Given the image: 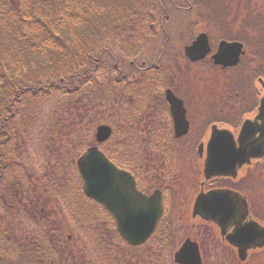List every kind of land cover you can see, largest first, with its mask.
<instances>
[{
    "label": "rangeland",
    "instance_id": "rangeland-1",
    "mask_svg": "<svg viewBox=\"0 0 264 264\" xmlns=\"http://www.w3.org/2000/svg\"><path fill=\"white\" fill-rule=\"evenodd\" d=\"M150 3L151 1H149V4ZM163 3L166 12L159 10L155 18V33L157 31L156 37L151 38L152 40L149 42L150 44L148 43L147 54L140 55L141 57L138 62L149 61L151 64L147 65L148 67L145 68H149L153 64V67H160L161 71L167 75L164 79L163 76H161V80L154 84L155 87L159 86L158 89H161V92L164 90V83L171 82V78H173L175 80L174 86H179V90H184L182 93L188 94V101L190 104L193 107L198 108L196 111H203L205 106L210 102H219L217 98H213L211 96L213 92L216 91V95H219L218 90L221 88V83L216 90H211L213 91L211 94L204 93L201 89L196 88L201 85L202 79L208 75L209 69L207 67H203L199 72L196 71L195 74H189L184 68L186 65V61L184 62L183 57L184 47L189 45L201 32H206L210 36V41L212 42L213 47H216L220 42V39L227 37L228 35L232 38L235 36L241 38L248 33L249 37L259 38L258 34H262V32L257 31V33H253L252 30L248 29L247 25L251 24L252 19L257 18L256 20L258 21L253 25H257L261 29H264V24H262L258 19L261 14L264 16V0H233V5H231L233 9H230L229 17L230 25H218L219 19L213 14L209 17V15L205 13L207 17L204 19L201 18L203 10L200 11L197 8L198 5L193 0L192 3L189 2L190 5H185L184 0H164ZM248 3L252 4V10H247L245 7ZM191 5H193L196 9L191 12H187L186 7ZM183 7L185 8V11L182 9ZM139 10L141 11L142 7H139ZM253 10L256 13L255 16L249 14ZM144 11L147 12L146 10ZM117 17L119 23L123 25H117L115 27V33L122 36L124 34V25H130L131 21L125 18L124 14H118ZM234 18L237 19V22L233 24L232 20ZM139 19L145 20L143 18ZM244 22L246 25H243ZM138 23L146 22L139 21ZM229 27L230 29L228 30ZM166 38L167 40L170 38V40H168L169 43H167V53L161 61L156 62L155 58L157 56H154L158 54L159 48L164 44L163 42ZM137 44L140 45L141 42ZM130 59L132 61V58ZM134 62L137 63V60ZM139 67H141V65L136 66L133 70H128L126 66L122 68L125 75L130 73L127 83L130 81H140L141 78L143 80V78L146 77V71L137 70ZM87 75L86 79L88 80L90 79L91 74ZM216 75L217 74H214L212 77L220 82L221 78ZM237 75L239 76L237 82L240 84L242 71L238 72ZM106 76L107 71L105 70L102 72V69H99V71L96 72V75H93L94 78L92 82H95L91 84L92 82L90 80L89 83L85 85L88 88L90 87L88 92L85 93L86 97L92 98L98 84L104 82ZM148 76L153 78L154 73L151 72ZM119 77L123 78L124 75ZM186 79L189 81V85L193 86L191 89L190 86L187 87L190 93L181 88L182 86H185ZM40 80L41 79H37L36 82ZM63 80L64 79H62V81L60 80V84H58L59 82L57 83L58 90H53V93L50 96L42 95L39 99L26 97L25 99L27 100H25L22 105L13 106L16 111L15 115L9 124L7 121L4 123L5 133L7 135L8 132L11 133L12 140L3 150L8 154V160L3 156V153L2 158H4L6 163L9 161H11V163H17L15 165L11 164V166H13L16 170L14 176L16 183L23 181L27 184L33 180L32 185L36 187V195L27 191L25 193L23 188L17 190L14 185H11V188L10 185H2L0 187V241L6 253L5 260L7 262L19 264V247L21 243L19 240H23L25 232L31 228V226H29L30 221L26 220L23 216L26 212H23V215L19 212L21 208L18 209L13 207L12 211L14 213L17 212V215L11 216V210L9 207L13 203V199L10 198V195L8 196V194L12 189V192L16 191L20 194V199L23 201L22 204L24 203L25 205H29L30 210L34 209L40 212L48 210V213H43L44 217H46L45 220L42 221V229L48 230L47 233L55 242H57L56 255L63 256L64 259L62 260L67 258L68 263L62 262V264H115L117 261H114V259L120 254L122 259L123 257L126 258L125 264H129L128 261H131L132 264H170L169 259H167L166 262L164 259V263H161L160 255L154 257L155 251L160 250L158 241H153L151 245L143 247L139 250H131L123 245L121 247V253L118 252L120 249L115 250L112 248L108 256L110 263H106L105 259L103 263V260L96 254L100 253V250L98 249L102 247L99 245L98 241H95L98 240L96 239V236H91L88 230L93 231V226L90 227V225L93 223H100L101 220L105 219L109 226H112L114 221L109 218L108 214L103 209L100 207L96 208V205L88 202L82 193L79 194L81 183L79 182L76 166H73V159H75L74 163H76L79 156L88 147L94 144L96 128L99 125H111L115 128V125H118L119 121L124 118L126 113H128L133 116V121L142 129V126L137 122L138 119L133 113L136 112V114L141 117V109L137 110V108L141 107L143 97H139L140 93L135 92L130 88V90H127L128 94H126V96L128 95V99L127 101H124L122 105H116L113 109H99L97 111V115L95 110H92L90 113H85L86 119L83 121L84 124L82 128L78 118L81 103L77 102L75 104V102L77 99H84L83 94L80 93L79 95L72 96L73 99L69 95H66V89L72 88L74 90L77 85L72 84V82L65 83ZM85 86H83V89L86 88ZM259 86L260 85L258 84V87ZM139 91H141V89H139ZM99 93L104 97L107 96L106 91L98 92V94ZM67 99L69 100V103L65 104L64 102H66ZM85 101L88 103L89 107H91L87 98ZM204 102L206 103L204 104ZM149 106L152 105H149L147 102L144 104L143 113H147ZM203 106L204 108L202 109ZM63 109L64 113L62 111ZM153 114L155 115V113ZM204 116L205 113H203L202 118ZM152 121L157 122L158 119L151 120V122ZM76 123L77 125H75ZM165 123L167 122L165 121ZM132 129L133 127H131V130ZM3 137L6 138L5 135H3ZM121 138L122 135L118 134L117 129L114 138L109 143L103 145L102 149L112 153V156L116 161H121H117L121 167L129 170L133 169L138 175H140L139 172L144 173L142 169H146L148 174L154 172L151 169L152 167L147 164L149 159L140 160L135 156L134 158L136 159L131 157L130 161L125 159L123 161L121 160V154L125 150V147H122ZM118 141L121 144L117 145ZM145 145L146 148H144V152L143 150H139L137 151V154H142L147 151H149L148 154H151L152 156L158 154L154 148H151L152 142H147ZM195 156L196 155L193 157L181 156L180 158L178 156L179 159L176 161V169L174 165L171 164H169L167 168L164 167V163H162V166L160 165V167L164 169H169L171 174L174 169L175 174H177V177L180 179V182L173 186L172 198L168 197L167 200L166 196L167 201L165 205L167 209L166 211H171L169 215L165 216V220L166 224L169 223L171 226V233L174 235L176 241V249H178L187 238H191L193 240L196 239L201 243L200 238H193L191 235V228L198 226L199 222L197 223V220L193 221L191 219L190 209L192 207V202L188 199V197L190 198L191 196L190 192L197 188V184H195L196 179H194L192 172H197L198 170L201 171L202 168L201 163L203 159L201 160L199 157L196 158ZM155 160L157 159L155 158ZM162 162H165V157H162ZM11 166L4 167L8 170ZM192 167L195 169H192ZM20 171L29 172L32 177L29 175H21ZM245 173V170H242L241 175ZM10 183L11 180L6 182V184ZM48 185L54 192V200L51 204L49 201L48 203H44L43 196H41L45 195L44 188ZM145 185V180L142 179V186L144 188ZM176 188L177 190L174 193V189ZM59 192L66 194L65 202L60 201L58 203L59 199H57L55 195ZM243 192L247 196L252 197L253 201H260L264 193V186L253 182L248 185L247 190L243 189ZM51 194L52 192L49 193L48 199L52 197ZM34 195L36 197L40 196L43 205H37L35 203ZM21 219L26 222L23 228H19L18 232L20 233H17L16 221ZM74 219H79L80 223L77 225ZM103 222H101V227ZM206 228L210 229L213 236H216L214 233L218 235L214 227L206 226ZM31 229L33 232L39 231L36 227H32ZM216 237L218 246L215 247H221L222 243H220V237ZM117 240H115L113 245L118 248ZM50 246L53 247V244L50 243ZM224 247L227 246L225 245ZM229 250L230 249L228 248V250L222 254L220 260L217 258L219 257L217 255L212 257V254L210 253L211 250H206L205 248V253H202L203 264H240L232 252H228ZM174 252L175 251H173L170 258L172 261L171 264L174 263ZM131 254L133 258L129 256ZM122 259L120 260L121 264L123 262Z\"/></svg>",
    "mask_w": 264,
    "mask_h": 264
},
{
    "label": "trees",
    "instance_id": "trees-1",
    "mask_svg": "<svg viewBox=\"0 0 264 264\" xmlns=\"http://www.w3.org/2000/svg\"><path fill=\"white\" fill-rule=\"evenodd\" d=\"M149 1H151L150 4ZM162 1L160 3L159 0H0V187L10 185L11 188V185L15 186L16 184L13 166L11 170H6L4 166L17 163H11V161L6 163L2 158L3 153V156L8 160V154L3 150L12 140V135L9 132L8 135L5 133L4 123L7 121L9 124L15 115L16 111L13 106L22 105L27 100L26 97L39 99L42 95L50 96L53 90H58L57 86L60 84V80L64 79L63 82L65 83L72 82V84L77 85L74 90L70 87V91L65 90L66 95L73 99L72 96L83 94L84 99H77L75 102V104L77 102L81 103L78 118L83 128V121L86 119L85 113L104 109V106L107 105L105 97L100 93L98 99L92 95V98L86 97L85 93L88 92L90 87L88 88L85 85L89 83L90 79L80 85V81L87 77V71L94 66L92 64L93 59L102 57V60H109L113 64H117L121 61L120 57L127 58L141 52L147 44L149 35H154L150 25L155 22L156 10L159 11L163 8ZM193 1L198 5L197 8L200 11L203 10L201 18L207 17L205 13L209 17L213 14L219 19L218 25H230L229 17L230 9H233L231 7L233 0ZM139 7H142L141 11ZM247 10H252L250 4L247 5ZM118 14H124L125 18L131 21L130 25H124L122 36L115 33V27L123 25L117 19ZM249 14L255 16L256 13L253 10ZM256 19H252L251 24L248 25H253L258 21ZM258 19L264 24L263 14ZM139 21L146 23H138ZM236 22L237 19L234 18L232 23ZM243 25H246L245 22ZM255 28L257 29L258 26ZM261 30H263L264 37V29ZM139 42H141L140 45L137 44ZM161 76L164 78L165 74L158 73L155 78L145 81L140 93L147 96L152 94L154 84L161 79ZM37 79L41 80L36 82ZM116 80L114 71H111L105 82L101 84L104 88L116 91V88L122 84ZM83 86L86 88L83 89ZM116 95L120 96L116 102L117 104L125 100L121 93ZM86 98L91 101L93 109L85 101ZM64 103H69V100L67 99ZM108 107L113 108L114 105ZM62 111L64 113V109ZM132 123L133 118L130 115L127 116V123L123 121L126 127L129 125L131 127ZM120 129L122 137H125L128 141L135 138V134L126 132L131 130L130 128L120 127ZM138 143L139 145H133L135 151H131L129 156L133 159H136L134 158L136 156L140 160L151 159V163L147 164L152 168L156 166L154 156L151 154H137V151L146 148L147 141L143 140ZM162 144L167 145L169 142ZM122 159L127 160L128 155L123 156ZM74 162L75 159H73V164H75ZM26 174L30 176L29 172H26ZM10 178H12L11 183L6 184ZM12 191L11 189L8 194L13 199L11 206L15 202ZM34 201L37 205L42 203L40 196L35 197ZM43 201L48 203L47 199H43ZM9 209L11 210V207ZM47 211L45 210L46 213H48ZM38 213L36 215L39 220L37 218L35 221L36 226H39L40 222L44 221L46 217L42 212L38 211ZM103 221L105 219L101 220V222ZM101 222L91 224L90 227L93 226L94 230L88 231L91 236H96L98 240L95 241H98L102 247L98 249L100 253H95L103 260V263L104 259L106 263H110L108 256L112 248L115 250L120 249L119 253H121L123 245L131 250L143 248L135 249L127 246L118 236L115 226H109L105 221L101 227ZM163 224L158 228L154 239L146 245L147 247L153 241H158L160 250L155 251L154 257L160 255L161 263H164V259L166 262L170 258L169 251L172 250L171 244L173 241V236L171 238L168 233L170 230L169 225H166L165 222ZM47 231L32 232L25 240H19L21 242L19 264L68 263L67 258L62 260L64 259L63 256L56 255L57 242L51 238ZM115 240H117L118 248L113 245ZM50 243L53 244V247L50 246ZM129 256L133 258L132 254ZM5 257L6 253L0 241V264H15L7 262ZM121 259L120 254L114 259V261H117L115 264H121ZM125 259L123 257L122 264H125ZM128 262L132 264L131 261Z\"/></svg>",
    "mask_w": 264,
    "mask_h": 264
},
{
    "label": "water",
    "instance_id": "water-1",
    "mask_svg": "<svg viewBox=\"0 0 264 264\" xmlns=\"http://www.w3.org/2000/svg\"><path fill=\"white\" fill-rule=\"evenodd\" d=\"M242 44L222 42L218 53L213 57L216 64L224 67L235 66L242 54ZM211 49L206 34H201L192 46L185 48V55L193 62L205 58ZM167 101L175 121L176 136L187 134L189 124L185 119L183 102L167 91ZM262 120L260 124L258 121ZM260 133V136L257 134ZM112 134L109 126L97 129V142H106ZM209 154L205 163V177L233 176L253 158L264 155V100L260 114L252 122L245 121L238 140L227 130L213 129L209 142ZM78 169L83 180L85 194L105 206L116 221L121 237L131 246L145 244L154 234L163 215V197L159 191L151 196L137 189V183L131 173L117 168L97 146L88 149L78 161ZM239 202L242 211H235ZM245 200L237 193L215 191L198 197L194 216L216 222L225 235L229 225L236 226L227 240L239 248L241 259L247 251L264 246V228L252 222L243 225L247 216ZM241 215L242 217H239ZM177 264H201V255L197 244L188 240L175 254Z\"/></svg>",
    "mask_w": 264,
    "mask_h": 264
},
{
    "label": "flooded vegetation",
    "instance_id": "flooded-vegetation-1",
    "mask_svg": "<svg viewBox=\"0 0 264 264\" xmlns=\"http://www.w3.org/2000/svg\"><path fill=\"white\" fill-rule=\"evenodd\" d=\"M218 46H216V48H212V53L207 56L203 62L194 65L187 63L184 68L189 74H195L193 70L199 67L208 68L213 62L212 56L217 52ZM254 65L256 66V64ZM213 68L221 76V81L219 82L221 83V88L218 90L219 95H216L217 91H211L216 90L218 88L216 86H198L196 88L201 89L204 93L211 94L213 92L211 97L217 98L219 102H210L205 106L206 109L204 106L202 107V109L204 108L203 111H196L198 108L193 107L190 104L188 101V94L182 93L184 90H179V86H174L175 80L171 78L172 85H170V87H163V92H161L162 90L158 89V87L153 89V95H150L146 101L149 105H152L149 106L147 113H143V110H141V117L148 116L151 120L152 114L155 113L153 116L155 119H158V121L153 122V125L147 130V137H150L151 135V139H154L159 143L156 150V153H158L156 154L158 159H154L156 166L151 168L154 172L148 174L146 171L142 174V176L146 182V189L151 188L152 192L161 190L164 200L166 199V196L172 198L173 186L177 185V183L180 182V179L177 177V174H175L174 169L172 170V174L170 173L169 169H162V167H160V165L162 166V163H164V167L166 168L169 164H171L174 165L176 169V161L181 156L193 157L194 155H196V158L199 157L201 160L204 159L205 163V159H207L209 154L208 147L214 128L217 130L228 129L234 134H237L235 137L238 138L239 131L244 120H255V118L260 114L259 109L262 106V102L264 100V80H261V85L258 88L254 87L250 94H246V96H244L242 89L229 86V79L235 76V68H222L214 65ZM189 86L190 89L191 87L193 88V86L189 85V81L186 79L185 86H182L181 88L187 90V92L190 93L187 89ZM168 90L173 91V93L183 102V108L186 112L185 119L189 124V131L186 136H176V127L171 106L166 99V92ZM146 102H142L141 108H143ZM205 103L206 102H204V104ZM202 112L205 113L203 118ZM165 121L167 123H165ZM143 123L146 124L144 121ZM257 136H260V133H258ZM164 141H168L169 144L163 147L162 142ZM162 157H165V162H162ZM147 163H151V160H148ZM202 164L203 160L201 165ZM192 169L195 168L192 167ZM242 170H245L246 173L241 175ZM194 172L196 176L194 175ZM192 174L194 179H196L195 184H197V188L190 192L191 196L190 198L188 197L192 204H194L193 202H195L197 196L202 192L208 194L213 190H229L239 193L245 197L249 207V214L246 218H244V223L247 221L249 223L251 221L257 220L264 226V193L260 201H253L252 197L247 196L243 192V189L247 190L248 185L253 182L264 186V155L262 158L253 160L251 163H249V165H246V167L240 169L238 175L234 178L228 176H213L210 180H207L204 176L203 167L201 168V171H193ZM143 189L142 191L146 194H151L150 191ZM176 190L177 188L174 189V193ZM233 203L238 204L237 207H235L236 212H238V210L242 211V207L240 206L241 204L239 202L233 201ZM192 209L193 206L190 210L192 211ZM239 217L242 216L239 215ZM192 220H197V223L199 222L198 226L191 228V235L193 238L201 239V243L196 239L194 240L198 243L200 250L202 249L201 253H205V248L206 250L210 249L212 257L217 255L219 256L217 258L221 260L222 254H224L229 248L230 250L228 252H232L240 264H264V247L256 250H249L245 260L241 261L238 254L239 249H236L227 243L226 238L221 236V229L216 223L201 222L202 220L200 219ZM200 222L202 224H200ZM206 226L215 228V231L218 233V235L216 233H214V235L220 237V243H222L221 247H215L218 246L217 237L213 236L210 229H207ZM234 229L235 226L229 225L227 228V233L231 234ZM225 245L228 248L224 247Z\"/></svg>",
    "mask_w": 264,
    "mask_h": 264
}]
</instances>
